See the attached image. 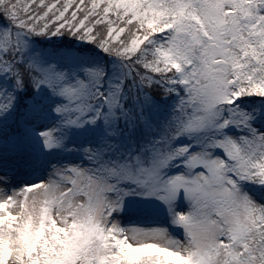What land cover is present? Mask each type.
Returning a JSON list of instances; mask_svg holds the SVG:
<instances>
[{"label": "rangeland", "instance_id": "1", "mask_svg": "<svg viewBox=\"0 0 264 264\" xmlns=\"http://www.w3.org/2000/svg\"><path fill=\"white\" fill-rule=\"evenodd\" d=\"M180 1L167 59L181 92L144 97L141 114L119 78L100 94L88 65L46 59L19 31L17 59L42 74L17 120L0 68V230L39 239L33 264L59 250L88 264H264V108L242 103L264 0Z\"/></svg>", "mask_w": 264, "mask_h": 264}, {"label": "trees", "instance_id": "2", "mask_svg": "<svg viewBox=\"0 0 264 264\" xmlns=\"http://www.w3.org/2000/svg\"><path fill=\"white\" fill-rule=\"evenodd\" d=\"M181 4L180 0H0V68L4 63L11 64L10 81L15 88L10 96L20 112L17 120L42 74L29 61L17 59L19 31L25 32L33 52L46 59H77L88 65L94 71L90 82L98 84L100 94L106 92L109 80L119 78L123 101L134 106L137 113L144 110V97L166 104L180 88L174 82L175 68L167 53L172 50L173 36L182 20ZM256 41L264 47V36L256 37ZM256 64L257 76L244 84L243 108H264V88L260 85L264 80V51L257 56ZM129 139L136 141L132 135ZM38 240L30 239L23 228L2 229L0 258L32 264ZM142 260L137 264H145L146 259ZM90 261L91 257L83 255L71 258L63 250L46 257V264Z\"/></svg>", "mask_w": 264, "mask_h": 264}]
</instances>
